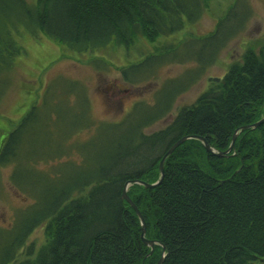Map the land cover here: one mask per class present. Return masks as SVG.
Listing matches in <instances>:
<instances>
[{"label":"trees","instance_id":"obj_1","mask_svg":"<svg viewBox=\"0 0 264 264\" xmlns=\"http://www.w3.org/2000/svg\"><path fill=\"white\" fill-rule=\"evenodd\" d=\"M211 0H0V100L23 52L17 31L41 33L78 53L111 44L130 49L140 37L155 42L200 20ZM235 0L214 30L162 47L121 70L132 83L170 62H196L164 82L155 102H137L118 122L96 123L86 85L53 78L0 146V168L31 202L14 225L0 227V264H264V52L249 50L190 105L172 111L179 96L213 65L252 16ZM157 68V69H156ZM156 69L153 73H150ZM150 73L149 75H147ZM152 74V75H151ZM147 75V76H146ZM6 90V91H5ZM174 114L163 127L147 129ZM92 131L82 139L81 133ZM43 166V167H42ZM129 197L147 224L142 223ZM44 226L47 242H27Z\"/></svg>","mask_w":264,"mask_h":264},{"label":"rangeland","instance_id":"obj_2","mask_svg":"<svg viewBox=\"0 0 264 264\" xmlns=\"http://www.w3.org/2000/svg\"><path fill=\"white\" fill-rule=\"evenodd\" d=\"M234 1L211 0L204 15L197 22L188 23L177 34L161 37L155 42L140 37L130 49L111 44L95 52L78 53L44 33L33 38L27 32L21 31L22 29L17 31L16 36L23 52L16 59L6 94L0 100V146L32 106L43 100L48 84L59 75L77 79L86 85L91 99V116L96 123L121 121L137 102H155V93L163 90L161 88L164 82L197 67L196 62L164 64L156 68L157 70L153 69L150 73L155 70L156 72L150 78L135 83L125 81L120 69L144 59L170 43L214 30L220 16ZM248 4L253 12L246 26L221 51L216 62L179 96L173 113L176 114L185 105L193 104L210 87L213 78H223L234 63L242 62L246 52L251 49L264 52V0H248ZM173 115L155 123L147 132L163 127ZM91 134V130L85 131L80 137L84 140ZM12 172L13 167L10 165L0 168V227L3 228L12 227L18 215L17 211L26 209L33 202L13 186ZM46 242L45 227L41 226L30 236L27 245L34 244L37 250Z\"/></svg>","mask_w":264,"mask_h":264},{"label":"water","instance_id":"obj_3","mask_svg":"<svg viewBox=\"0 0 264 264\" xmlns=\"http://www.w3.org/2000/svg\"><path fill=\"white\" fill-rule=\"evenodd\" d=\"M264 123V118L261 119L259 122H256L254 124H249V125H246V126H243L241 128H239L238 130H236L235 134H234V137H233V141L231 143V146L228 148V150H226L225 152H216L213 147L207 142V140L204 138V137H201V136H185L183 138H181L179 141H177L168 151L167 153L165 154V156L163 157V159L161 160L160 162V165H159V169H160V172H161V178L160 180H158L157 182L153 183V184H149V183H146V182H142V181H134L133 183H139V184H143L145 187L147 188H152V187H156L157 185L161 184L164 177H165V170H164V166H165V161L168 157H170L173 152L182 144L184 143L185 141H187L188 139H192V138H196V139H199L201 140L202 142H204L205 144V147L207 149V151L213 153V154H216L217 156H222L224 154H228L229 152H231L233 150V147L235 145V141L238 137V134L240 131H243L245 129H248V128H257L258 126H260L261 124ZM132 184V183H128L126 186H125V190H124V193H123V197L125 200H127L131 205L132 207L136 210L137 214L139 215L140 219H141V223H142V238L144 239L145 243L147 245H150L152 248H154V245H155V242L154 241H149L145 238V235H146V223H145V219L143 217V215L141 214L140 210L138 209V207L135 205V203L131 200V198L128 196V193H127V190H128V187L129 185ZM163 262V258L158 262V264H162Z\"/></svg>","mask_w":264,"mask_h":264}]
</instances>
